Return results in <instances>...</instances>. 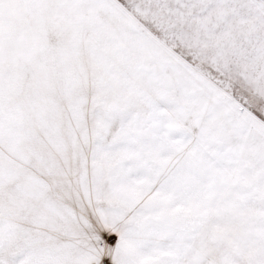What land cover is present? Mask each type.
<instances>
[{
    "label": "rangeland",
    "instance_id": "rangeland-1",
    "mask_svg": "<svg viewBox=\"0 0 264 264\" xmlns=\"http://www.w3.org/2000/svg\"><path fill=\"white\" fill-rule=\"evenodd\" d=\"M0 264H264V0H0Z\"/></svg>",
    "mask_w": 264,
    "mask_h": 264
}]
</instances>
